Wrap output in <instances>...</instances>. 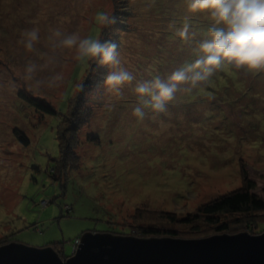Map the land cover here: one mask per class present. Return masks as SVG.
<instances>
[{"label": "rangeland", "instance_id": "1", "mask_svg": "<svg viewBox=\"0 0 264 264\" xmlns=\"http://www.w3.org/2000/svg\"><path fill=\"white\" fill-rule=\"evenodd\" d=\"M116 11L115 24L96 21L98 13L114 17ZM186 18L198 33L187 43L175 34ZM106 26L120 35L122 65L142 81L166 79L194 60L192 49L210 25L205 13H188L185 0H0V242L57 243L70 255L86 231L142 237L136 233L142 227H155L158 234L146 237H171V229L178 238H202L219 233L207 215L215 200L247 181L264 199V72L255 83L244 72L243 83L232 79L225 88L218 71L191 93L178 92L165 113L146 109L138 120L132 115L136 81L123 99L105 92V76L85 87L98 77L94 63L78 62L75 49L49 39L59 30L102 41ZM33 28L40 39L28 51L19 41ZM29 62L37 71L26 81ZM214 87L219 94L204 93ZM20 92L41 97L58 114L43 113ZM81 92L88 119L71 131L62 122L60 133L68 130L62 141L69 144H62L79 165L59 164L56 180L49 172L60 151L58 122L62 113L73 119L81 113ZM219 217L231 223L225 233L264 231V211L249 227L232 215Z\"/></svg>", "mask_w": 264, "mask_h": 264}, {"label": "clouds", "instance_id": "2", "mask_svg": "<svg viewBox=\"0 0 264 264\" xmlns=\"http://www.w3.org/2000/svg\"><path fill=\"white\" fill-rule=\"evenodd\" d=\"M185 3L188 13H205L210 26L192 49L195 59L182 64L166 79L153 76L137 81L134 73L122 65L115 42L91 36L81 38L76 33L64 36L59 30H54L49 39L54 47L75 49V59L82 64L94 63L97 70L106 67L103 86L110 96L123 99L124 89L136 81L132 90L137 105L132 115L138 120L145 118L146 109L157 115L165 113L178 92L191 93L225 68L243 69L252 75L264 72V0H185ZM96 21L109 25L115 24L116 18L100 12ZM175 34L185 43L198 35L187 18ZM39 39L38 30L33 28L21 33L19 43L32 51ZM36 71L37 65L29 62L22 78L32 80ZM59 79L53 77L54 81Z\"/></svg>", "mask_w": 264, "mask_h": 264}, {"label": "water", "instance_id": "3", "mask_svg": "<svg viewBox=\"0 0 264 264\" xmlns=\"http://www.w3.org/2000/svg\"><path fill=\"white\" fill-rule=\"evenodd\" d=\"M0 264H264V231L191 239L86 231L70 255L51 244H3Z\"/></svg>", "mask_w": 264, "mask_h": 264}, {"label": "trees", "instance_id": "4", "mask_svg": "<svg viewBox=\"0 0 264 264\" xmlns=\"http://www.w3.org/2000/svg\"><path fill=\"white\" fill-rule=\"evenodd\" d=\"M123 7V5H121ZM119 6V7H121ZM118 11V8L116 9ZM117 11L115 12L116 14L114 15L115 18H117L118 16V13ZM121 11V10H120ZM118 11V12H120ZM108 26H106L103 30V36H102V41H112V42H115L117 43L118 45V48L120 47V43H121V38H120V35L118 33H111L109 32L107 29ZM112 35V36H111ZM92 69L93 70H96L98 71L99 74H97V78H88L87 79V83L84 85L85 87L87 86H90L92 84H97L99 80H102L103 79V76H105V73H106V67H101L97 70V66L95 64H93L92 66ZM244 70L241 69V70H236L235 68H225L224 70L220 71V74H222L221 76H219V81L223 87L225 88H228L230 86V82H226V81H229L232 79H236V82H242L243 78H244ZM246 73V72H245ZM242 77V78H240ZM254 78L251 79V81L253 83H255L256 80H258L259 78H257L256 75L253 76ZM98 79V80H97ZM221 79V80H220ZM245 79V78H244ZM218 88H208L207 90H204V93H208V94H214V93H217L219 94L220 92L217 90ZM23 93V92H22ZM20 92V96L21 98L25 100V102H27L28 104H30L31 106H36L37 109L39 110H42L43 113H47V114H53V115H57L58 112L57 110L49 105V104H46L44 102H42V98L41 97H37L36 95L32 94V93H29V95H24V93L22 94ZM81 96L78 97L77 99V104L78 106L81 105V108L83 106V108L80 110L81 113L79 114L78 112V115L75 116V118L73 119L72 117L68 118V117H65L63 116L64 113H62V116H61V122L59 120L58 122V126H57V138H58V145H59V154L56 156V158H52V160L55 161L56 165L53 169V171H50L49 174L51 175V177L53 179H59L61 180L60 178V171H58V168L60 167L61 168V165L59 164H63V168H69V167H66V164L68 161H70V163L72 162L71 165L73 164H77V166L79 165L77 162H76V159L75 158H71L69 153H67V148L65 147L64 144H69V143H66V142H63L62 139L63 137L65 136L66 137V133H68V130H65L63 134H60L61 133V123L65 126L68 127V129L71 131V130H74L75 128L79 127L80 123L82 122L81 120L85 121L86 119H88V115L87 112L85 111V107H84V98H83V92H81ZM86 112V113H85ZM79 121H81L79 123ZM63 125H62V128H63ZM63 132V131H62ZM18 139L24 144V145H28L30 144V139L29 137L24 134L22 131H19V130H16L15 131ZM91 138L92 139H98L96 136L94 135H91ZM100 139V138H99ZM64 143V144H62ZM61 170V169H60ZM70 180V178H67L65 180L64 183H67L68 181ZM247 181V180H246ZM255 187V183L252 182V181H247L245 183L244 186L240 187L239 189L237 190H234L233 192L229 193V194H226L225 196L221 197L220 199H217L214 201V204L210 205V208L209 210H207V215L211 216V222L212 224L216 227V230L219 232V233H225L227 231H229L232 227H231V223L230 221L228 220H222L219 216L220 215H232L233 217H235L236 219H238L239 221H246L248 222V227L252 224V220H254L255 216H256V213L257 212H260V211H264V199L259 197L256 193H254L252 190L254 189ZM243 219V220H241ZM247 225V224H245ZM158 229L155 228V227H151L150 229L149 228H146V227H142V230L139 232H136L138 234H142V237H146V236H149V233H151V235H155V234H158ZM171 237H176L177 236V232H175L174 230H171L169 229L167 231ZM127 234V232H125ZM255 234H257L258 232H253ZM79 238V237H76L75 240ZM10 240H12L10 238ZM74 240V242H75ZM8 241H3V242H0V245L3 244V243H7ZM53 245L56 249L59 250V252L62 254V255H65V253L62 251V248L60 249L59 248V245L60 244H51Z\"/></svg>", "mask_w": 264, "mask_h": 264}, {"label": "built area", "instance_id": "5", "mask_svg": "<svg viewBox=\"0 0 264 264\" xmlns=\"http://www.w3.org/2000/svg\"><path fill=\"white\" fill-rule=\"evenodd\" d=\"M44 204H45V203H44ZM79 242H80V239L77 238V239L75 240V242L73 243V244H74V248L78 245Z\"/></svg>", "mask_w": 264, "mask_h": 264}]
</instances>
